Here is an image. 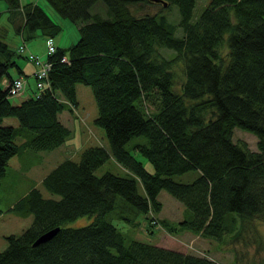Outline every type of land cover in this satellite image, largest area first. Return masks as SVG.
I'll use <instances>...</instances> for the list:
<instances>
[{
    "label": "trees",
    "instance_id": "trees-1",
    "mask_svg": "<svg viewBox=\"0 0 264 264\" xmlns=\"http://www.w3.org/2000/svg\"><path fill=\"white\" fill-rule=\"evenodd\" d=\"M46 1L78 24L80 37L58 46L54 37L62 27L42 4L6 0L16 32L28 38L41 29L55 50H47V84L39 87L31 52L21 51L25 45L15 50L0 37V187L14 155L53 150L71 135L59 113L77 108L78 82L93 88L95 123L105 129L110 150L90 145L79 160L66 158L52 168L42 183L58 198L34 186L10 207L19 215L32 214L33 220L21 233L5 236L0 264H220L139 239L127 241L108 215L120 195L131 211L144 212L151 232L159 225L174 234L237 238L244 223L264 221V0H208L196 18V0H163L166 5L154 0ZM100 2L106 9L94 11ZM173 4L179 8L180 35L163 12ZM147 5L161 9L139 15L132 9ZM224 43L228 57L219 50ZM17 56L35 64V89L28 90V74ZM178 60L184 64L179 83ZM18 77L25 78L26 91L12 95L8 84ZM6 117H16L18 125L6 124ZM238 127L257 136V149L233 139ZM18 136L27 139L18 143ZM134 136L147 142L129 148ZM133 151L146 156L154 171ZM109 157L129 173L96 174ZM187 172L194 173L190 181L174 178ZM162 189L184 203L182 219L158 217ZM83 215L92 221L65 226ZM57 226L52 238L33 245Z\"/></svg>",
    "mask_w": 264,
    "mask_h": 264
},
{
    "label": "rangeland",
    "instance_id": "rangeland-1",
    "mask_svg": "<svg viewBox=\"0 0 264 264\" xmlns=\"http://www.w3.org/2000/svg\"><path fill=\"white\" fill-rule=\"evenodd\" d=\"M29 1L42 4L48 13L60 23L62 27L61 32L54 37L56 45L67 47L79 39L80 32L77 23L58 14L46 0H21L22 3ZM207 2L208 0H196L194 18L199 16ZM6 7V0H0V37L9 43L15 50L19 51L20 46L25 45L26 51L24 54L31 52L39 56L40 59H46L48 55L47 41L41 29H37L33 36L25 38V36L16 32L14 26L9 21ZM103 9H106V6L102 2L94 6V11L99 10L103 12ZM132 9L139 15L145 12L159 11L161 6L147 5L143 9H136L135 6H132ZM169 9L165 8L163 12L167 15L168 20L176 25L175 33L180 35L182 34V28L178 24L180 19L179 8L177 5L173 4ZM219 50L224 57H228L229 49L226 43L221 45ZM164 53L167 56L173 55L172 52L165 49ZM29 59L17 56L18 63L28 74V90H33L35 89L33 72L36 67ZM183 67L184 64L181 60L175 63L174 68L177 73L176 77L178 83L184 75ZM76 90L78 101L77 108L72 111L68 110V112L70 111L73 115V119H69V123L65 122V124L72 129V133L64 143L52 151H46L43 160L37 158L27 160L23 155L18 154L14 155L9 160L6 174L1 178L0 187V208L2 209L1 215H3H0V250L5 249L7 246L6 235L10 233H21L33 220V216L31 220L26 216H17V213L14 211L9 212L8 210L10 202L20 196L30 183V180L26 177L27 162L32 160V162L37 163V168H34L36 169L35 171L37 174H43L49 170L48 168L63 159L72 158L74 160H79L83 149L90 145L100 144L110 150V143L106 136L105 129L95 123V118L98 114V106L92 86L78 82L76 84ZM58 95L61 96V93L58 92ZM210 108H208L207 114H211ZM8 119L16 122L17 118L11 117ZM25 139L27 138L18 136L17 142L21 143ZM233 139L239 142L246 141L251 149L255 150L258 148L257 136L253 132L242 128L239 129L238 127L234 129ZM138 141L147 142V138L144 136H134L127 146L130 148L132 143ZM133 154L143 162L149 171H154L153 164L146 156L142 155L139 151H133ZM34 169L32 175H34ZM107 170L122 175L129 173L128 170L112 157H109L106 162L96 169V174L100 175ZM193 176V172H187L175 175L174 178L181 181H190ZM37 186L41 189L44 196L59 197L58 194L51 193L42 182L38 183ZM158 198L162 202V209L157 213L159 218L165 217L173 221H178L184 217V203L173 196L169 191L162 189L159 192ZM128 205V202L118 195L116 206L108 215V218L126 234L127 241L130 239H139L181 251L207 256L217 260L220 264H230L235 261L239 264H264V221L260 219H254L252 222L244 223V228L241 229L240 235L237 238H233L232 235L226 234L221 239H215L204 237L191 231L174 234L168 232L159 225L153 227V231L151 232L147 229L148 220L144 212L135 209L131 211ZM127 218H129V220H127ZM92 219L93 217L90 215L79 216L68 221L65 226L78 227L90 223Z\"/></svg>",
    "mask_w": 264,
    "mask_h": 264
},
{
    "label": "crops",
    "instance_id": "crops-1",
    "mask_svg": "<svg viewBox=\"0 0 264 264\" xmlns=\"http://www.w3.org/2000/svg\"><path fill=\"white\" fill-rule=\"evenodd\" d=\"M26 72V71H25ZM8 118H11V117H6L5 119H4V122L6 123V124H12V125H18V121H17V119H16V122H14V121H12L11 119H8ZM59 118L61 119V121L65 124V122L66 123H69L70 122V120H72L73 119V115L70 113V111L68 112V109H64L63 111H61L60 113H59ZM70 119V120H69ZM69 127V126H68ZM57 148V147H56ZM56 148H54V149H56ZM53 149V150H54ZM50 151H52V150H50ZM46 151H37L36 153H34L32 150H29V149H26V150H23V153H22V155L28 160V159H32V158H37V159H40V160H43L44 158H45V155H46V153H45ZM62 161V160H61ZM59 163V162H58ZM57 163V164H58ZM57 164H54V165H52L50 168H48L49 170H47V172H44L43 174H37V172L35 171L36 169H34V168H37L36 167V165H37V163H34V162H31V161H29V162H27V164H26V177L30 180V183L28 184V186L24 189L25 191L24 192H22V194L20 195V196H18V197H16L14 200H12L11 202H10V205H9V208H8V210H9V212L10 211H12L11 209H10V207H12V205L20 198V197H22L23 195H25L27 192H28V190H30L31 189V187H34V186H37L38 185V183H40V182H42V179H43V177L52 169V168H54ZM33 169H34V175H32V173H33ZM38 187V186H37ZM4 213V212H3ZM1 216H3V215H1ZM17 216H24V215H19V214H17ZM27 218H30L31 220H32V214H29L28 216H26ZM30 220V221H31Z\"/></svg>",
    "mask_w": 264,
    "mask_h": 264
},
{
    "label": "built area",
    "instance_id": "built-area-1",
    "mask_svg": "<svg viewBox=\"0 0 264 264\" xmlns=\"http://www.w3.org/2000/svg\"><path fill=\"white\" fill-rule=\"evenodd\" d=\"M48 43V50L53 52L55 50V45L53 43L52 39L47 40ZM25 47L21 46V51H23ZM29 58L32 59L36 65L37 69L35 71V75L38 78L37 85L39 87H44L47 84V76H48V70L50 68V63L47 62L45 59H40L39 56L29 53ZM66 59V58H64ZM46 79V80H45ZM10 92L12 95H19L26 91V80L24 77H18L15 79L12 83H9Z\"/></svg>",
    "mask_w": 264,
    "mask_h": 264
},
{
    "label": "water",
    "instance_id": "water-1",
    "mask_svg": "<svg viewBox=\"0 0 264 264\" xmlns=\"http://www.w3.org/2000/svg\"><path fill=\"white\" fill-rule=\"evenodd\" d=\"M154 1H161V2L164 3V5H166V2L163 1V0H154ZM58 230H59V226L45 231L44 233L40 234L35 239V241L33 242V245L36 246V245H38V244H40L42 242H45V241L49 240L50 238H52L57 233Z\"/></svg>",
    "mask_w": 264,
    "mask_h": 264
}]
</instances>
